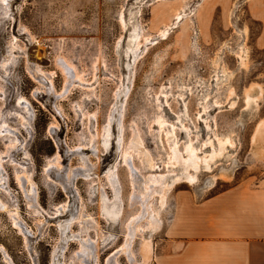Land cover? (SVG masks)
<instances>
[{"label":"rangeland","instance_id":"obj_1","mask_svg":"<svg viewBox=\"0 0 264 264\" xmlns=\"http://www.w3.org/2000/svg\"><path fill=\"white\" fill-rule=\"evenodd\" d=\"M247 2L0 0V264H155L183 200L264 180Z\"/></svg>","mask_w":264,"mask_h":264},{"label":"crops","instance_id":"obj_2","mask_svg":"<svg viewBox=\"0 0 264 264\" xmlns=\"http://www.w3.org/2000/svg\"><path fill=\"white\" fill-rule=\"evenodd\" d=\"M264 48V0H248ZM264 129V118L261 120ZM264 145V138H262ZM155 264H264V180L234 183L178 205Z\"/></svg>","mask_w":264,"mask_h":264},{"label":"bare ground","instance_id":"obj_3","mask_svg":"<svg viewBox=\"0 0 264 264\" xmlns=\"http://www.w3.org/2000/svg\"><path fill=\"white\" fill-rule=\"evenodd\" d=\"M193 176V175H192ZM179 177V176H178ZM180 177H182V176H180ZM184 177V176H183ZM1 179V178H0ZM188 179V178H187ZM192 179V178H191ZM17 181H18V184L21 186L22 184H23V182H24V180H23V177L22 176H17ZM172 182V181H171ZM169 185H171V183H168L167 184V186H169ZM24 188V187H23ZM156 192V191H155ZM146 193H149V192H146ZM142 194V193H141ZM147 195H149V194H147ZM146 196V195H145ZM144 196V197H145ZM140 199H142V200H140V201H142V202H145L146 201V197L145 198H140ZM4 210L5 209V205H3V206H0V210ZM15 215V214H14ZM13 222H14V224L15 225H17V223H18V221H17V219L13 216ZM133 229V228H132ZM132 232V231H131ZM126 242V241H125ZM124 242V243H125ZM128 245V244H127ZM124 247V244H123V246H122V248ZM151 247V246H150ZM127 248V247H126ZM119 249V248H118ZM117 251V250H116Z\"/></svg>","mask_w":264,"mask_h":264},{"label":"flooded vegetation","instance_id":"obj_4","mask_svg":"<svg viewBox=\"0 0 264 264\" xmlns=\"http://www.w3.org/2000/svg\"><path fill=\"white\" fill-rule=\"evenodd\" d=\"M2 182V181H1ZM1 182H0V185H1ZM5 205L4 203L1 202V199H0V206H3Z\"/></svg>","mask_w":264,"mask_h":264}]
</instances>
